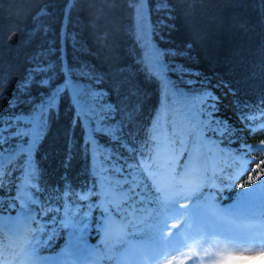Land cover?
Wrapping results in <instances>:
<instances>
[{
    "label": "trees",
    "instance_id": "1",
    "mask_svg": "<svg viewBox=\"0 0 264 264\" xmlns=\"http://www.w3.org/2000/svg\"><path fill=\"white\" fill-rule=\"evenodd\" d=\"M146 4L149 41L171 53L162 57L167 65L188 70L183 79L170 71L154 73L145 62L147 42L134 31L129 0H0V97L14 98L17 82L32 71L33 57L42 55L55 68V84L64 80L62 64L71 67L77 77L81 69L98 75L102 80L99 84L79 79L77 82L106 90L107 99L120 109L117 123L124 119L126 109L133 111L130 127L123 129L128 148L143 152L146 137L152 135L161 142L163 160L184 156L176 153L184 148V142L174 136L173 129L185 117L177 95L167 89L166 77L175 89L200 92L202 84L211 88L218 108L213 118L227 121L235 129L230 147H239L241 142L251 147L263 143L264 0H146ZM46 92L33 86L31 98L39 100ZM0 105L7 112L4 99H0ZM73 108L70 94L62 96L58 114L51 117L42 140L26 157L16 161L11 173L2 176L3 180L11 179L10 196L16 200L13 190L26 161L37 170L27 180L22 195L25 199L31 197L38 209L34 217L43 223L39 235L43 244L37 248V255L65 254L70 240L72 248L80 245L81 233L93 240L91 234H98L105 223L100 196L111 199L107 188L95 183L103 172L99 153L95 148L86 149L85 129L78 121L73 123ZM19 110L27 113L29 108L22 103ZM241 111L249 117L247 121L241 120ZM246 124L256 125V130L250 134ZM181 131L179 136L184 138L186 134ZM96 140L102 150L106 146L129 162H133L132 156L138 162L148 155L129 152L104 135H98ZM31 185H37L39 191ZM69 187L77 193L91 191L93 195L87 200L61 196V191ZM73 209H77L74 221L79 223L67 229L65 217Z\"/></svg>",
    "mask_w": 264,
    "mask_h": 264
},
{
    "label": "snow or ice",
    "instance_id": "2",
    "mask_svg": "<svg viewBox=\"0 0 264 264\" xmlns=\"http://www.w3.org/2000/svg\"><path fill=\"white\" fill-rule=\"evenodd\" d=\"M129 7L136 15L142 39L147 42L146 52L153 72L160 74L166 71L174 72L179 79L188 75V70L183 66L167 65L162 57L171 53L165 52L149 41L146 0H129ZM161 7L165 11L168 10L165 4H161ZM176 55H179V52ZM33 61L35 63L32 71L28 72L23 80L17 82V95L12 99L6 96L0 97L8 106L5 112L4 106L0 105V176L11 173L13 167L16 166V161L34 150L46 134L51 117L58 114L60 98L65 94H70L74 105L73 123L78 121L82 129H85L86 149L92 151L95 148V152L99 153L100 167L103 168V172L100 173L95 183L111 189L117 197L113 210L105 211L103 228L105 238L112 242L110 247L112 254L106 255L105 259L111 261L112 264H146L147 261L161 259L165 254L174 255L181 251L186 247V243L179 240V233L174 234L172 240L163 236V232L168 231L169 217L179 218L185 215L178 205L195 195L206 181L211 186L214 179H219L221 189L232 187V182L239 173H225L223 177L218 173L224 172L226 167H232L238 160L243 161L245 165L255 163L250 160L248 154L264 152V147H251L242 142L238 148L230 147L235 136V129L227 121L213 118L212 114L218 111L217 98L214 97L211 88L202 84L199 93L202 108L197 116H203L205 119L200 120L192 115L186 117L188 123L185 134L189 138V154L186 157V163L180 166V172L174 171L175 165L171 162L166 168H162L159 163L161 142L154 136L146 137L143 152L128 148L124 143L123 129L126 125L130 127L134 119L133 111L126 109L127 114L124 119L117 123L120 109L107 99L106 90L91 84L81 85L77 82L79 79L99 84L102 80L98 75L91 70L81 69L77 77L71 67L62 64L61 74L64 80L60 84H55L52 80L54 66L50 67L43 60L42 55L33 57ZM33 86L47 89L46 95L39 100H32ZM176 91L179 93V89ZM21 97L24 99L21 100ZM22 103L28 106L27 113L19 110ZM240 118L244 121L249 119L243 111H241ZM246 127L249 128L251 134L257 126L246 124ZM261 127H264V121L261 122ZM205 132H211L217 138H208L207 141L212 145L211 157L207 151L202 150L207 143L204 138ZM98 135L108 137L111 142L119 144L129 152H135L142 157L145 152L148 155L138 162L135 161V156H132L130 159L133 162H129V160L122 159L120 154L107 150L106 146L102 150L96 140ZM225 143L227 146L221 148L220 145ZM24 144H27V150L23 147ZM218 160H224L225 163L218 166ZM6 165L8 167L5 169ZM237 167L240 172L248 171L244 165H237ZM36 174L34 164H30L26 180H31ZM162 175L168 177V185L161 182ZM194 176L199 179L200 183L192 192H186L185 185ZM225 179L229 182L224 183ZM31 186L39 191L37 185ZM173 192L175 196L172 195ZM60 195L68 196L70 199L87 200L93 193L91 191L77 193L69 187L62 190ZM203 198V196H197V200ZM117 221H119V227L116 226ZM196 221L199 230L195 235L197 238L202 236L205 243L216 237L226 242L228 248L236 251L248 246L264 247V180L256 188L238 193L235 203L227 207L222 214L197 215ZM238 223L257 225L256 233L234 227ZM128 228L132 230L128 231ZM36 231L40 232V229ZM129 236L133 239L129 240ZM42 244L43 240L35 233L28 239L24 250L29 261ZM6 250L7 246L0 244V264H11L5 255ZM65 255L67 264H73L71 240ZM214 259V255L209 256L210 261Z\"/></svg>",
    "mask_w": 264,
    "mask_h": 264
},
{
    "label": "rangeland",
    "instance_id": "3",
    "mask_svg": "<svg viewBox=\"0 0 264 264\" xmlns=\"http://www.w3.org/2000/svg\"><path fill=\"white\" fill-rule=\"evenodd\" d=\"M133 27L136 34L141 36L137 26V18L134 11H133ZM143 57L145 59V62L152 67V64L149 62L148 53L146 52V46L143 52ZM166 79H167V84H166L167 89L168 91L175 92V96L177 95L176 97H178L177 102L181 108V115H184L185 117L184 122L182 121L180 126L178 125L173 129L174 136L180 137V143L184 142L182 144L184 148L181 150V152L179 151L176 153L179 155H182L184 153V156L180 158L176 157L175 159L165 158L164 160L162 157H159V163L162 166V168H166L168 162L171 160V163H174L175 165L174 171L180 172L181 170L180 166L186 163V157L189 154L188 153L189 138L187 135L184 138L179 135H181L182 132L181 130H183V134H185L186 123H188L186 117H188L189 115L197 116L199 110L202 108V104L200 102V96H199L200 92H190L187 91L186 89L180 88L178 93L176 89L173 88L172 84L169 83V79L167 77ZM197 118L200 120L205 119L203 116H197ZM212 135H213L212 133L208 135L207 132H205L204 133L205 141L207 142L208 138L216 139ZM258 146L264 147V142L259 144ZM23 147L26 148L27 144H24ZM197 147L200 146L197 145ZM220 147L224 148L226 146L221 144ZM202 150L207 151L209 156L211 157L213 149L210 142H207L206 147H204ZM166 154H168V152L167 153L164 152V155ZM257 155L255 157L253 153L248 154L250 160L254 161L255 163H246L245 165L243 161L238 160L236 164H234L232 167H226L224 168V172L218 173V175L221 174L224 175L225 173L228 174L239 173L237 175V178L232 182V187L234 185V188H232L231 190L221 189L219 187L220 186L219 179L218 180L214 179L211 182V186H209L208 182L206 181L204 182L203 186L199 188V191L195 193V195H192L190 198L184 200L181 204H179L178 207L180 208L181 211L185 212V215L180 216L179 218L169 217V223L167 224L168 231H164L163 236L169 240H172L174 238V234L179 233V240L184 241L186 243V247L181 249V251L176 252L174 255L165 254L161 259L155 261H147L146 264H194V262L195 264H264V247L248 246L247 248H242L241 250L236 251L228 248L226 242L220 241L219 238L214 237L211 241L205 243L204 238L202 236L197 238L195 235L196 232L199 230L196 221L197 215H206L213 213L217 215L222 214L227 207L235 203V199L238 193L250 191L251 189L256 188L257 185H259L260 182L264 180V152H259ZM28 158L31 159V155H29ZM223 163H225L224 160L217 161L218 166L222 165ZM237 165H244L248 169V171H246L247 173L240 172ZM261 165H263V168H259ZM241 177L242 178L244 177V179H241ZM160 179L163 184L165 185L169 184V180L166 175H162ZM7 181L9 182V184L3 185V188L0 189V199L2 204L4 202V199H7V201H5L3 204L6 208L10 205L13 206L15 203L16 204L19 203L10 196L12 189L10 183L12 181L9 180ZM23 181H24V177L21 178L20 181L18 182L19 190H21L24 185ZM224 182H229V181L225 179ZM199 183L200 182L197 177L194 176L190 178L185 185V191L192 192ZM242 185L243 187H241ZM103 188H107V187L104 186ZM219 188L220 190H218ZM107 195L111 196V199H109L108 203L107 201L103 202L102 204L103 211L113 210V204L117 199L115 193L108 188H107ZM172 195L175 196V193L173 192ZM197 196H203L204 198L197 200ZM100 198L102 200L104 199V197L101 196ZM27 199L22 198V203H25V205H23L22 211L18 213L17 224L19 226H26V224L29 223L30 221L32 210H31V206L30 207L28 206V203L26 201ZM8 200H10L9 203ZM203 200L209 203H207L206 207L203 208L201 211H198V207L201 204V202H203ZM107 204H109V206H107ZM186 210H191V211H186ZM100 218L101 221H103L104 219L103 214L100 215ZM0 219L7 221L9 217L8 216L4 217V215L0 211ZM116 226L118 227V224ZM234 227L246 231H251L254 234L256 233V229H257V225L255 224L238 223L234 225ZM100 229H102V225H100ZM127 230L131 231L132 229L128 228ZM99 233L100 234L102 233L101 230ZM91 236L94 239L95 237L98 236V234L95 235V233H92ZM78 238L81 241V243L76 248H74L73 256H72L73 264H93L92 261L94 262V264L95 263L112 264L111 261L105 259V255H104V254L107 255L112 254V251L110 250L112 243L111 240L106 239L104 236L102 240L100 239L98 241V244L96 246L92 245L93 243L86 244L88 245V248H92L93 250L92 252V251H88V249L83 244L84 241L88 240L87 239L88 236L81 233L78 236ZM128 239L132 240L133 238L129 236ZM98 249L102 250L103 254ZM36 255L37 254L35 253L34 256L32 257V259H34L33 262H31L32 264H49L50 261L49 259H47V257L56 259L53 258V256L55 255H59V257H61L60 260L56 259L54 261L56 264H67V259H65V254L63 253L61 254L53 253L48 255L39 254L37 256ZM213 255L215 259L210 261L209 256H213ZM20 256H23V258H21L22 263L18 261L16 264H29L30 261L27 259L25 251L20 252ZM89 257L91 258L93 257L94 259H92L91 261ZM188 257L191 258L189 259ZM11 264L13 263L11 262Z\"/></svg>",
    "mask_w": 264,
    "mask_h": 264
}]
</instances>
